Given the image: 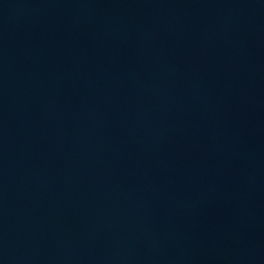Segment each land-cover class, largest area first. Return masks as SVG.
Segmentation results:
<instances>
[{
	"label": "water",
	"instance_id": "1",
	"mask_svg": "<svg viewBox=\"0 0 264 264\" xmlns=\"http://www.w3.org/2000/svg\"><path fill=\"white\" fill-rule=\"evenodd\" d=\"M0 264H264V0H0Z\"/></svg>",
	"mask_w": 264,
	"mask_h": 264
}]
</instances>
